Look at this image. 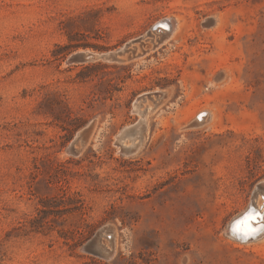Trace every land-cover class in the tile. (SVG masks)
Wrapping results in <instances>:
<instances>
[{"label": "rangeland", "instance_id": "374dc122", "mask_svg": "<svg viewBox=\"0 0 264 264\" xmlns=\"http://www.w3.org/2000/svg\"><path fill=\"white\" fill-rule=\"evenodd\" d=\"M136 40L121 61L66 62ZM259 184L264 0H0V264H264V237L226 234ZM104 226L111 260L82 249Z\"/></svg>", "mask_w": 264, "mask_h": 264}, {"label": "water", "instance_id": "95a60500", "mask_svg": "<svg viewBox=\"0 0 264 264\" xmlns=\"http://www.w3.org/2000/svg\"><path fill=\"white\" fill-rule=\"evenodd\" d=\"M160 25L155 26L154 31L159 29ZM167 31V29H166ZM138 41H131L121 47L117 52H105V53H94L90 51H77L71 54L66 62L68 64H83L94 62L97 60L102 61H121L122 58L126 55V53L130 50H135V44ZM136 56V55H135ZM164 94L162 92H147L142 95H139L135 101L156 98V101L162 98ZM146 110V109H145ZM135 125V124H134ZM132 125L128 127L122 128L115 137L114 144L120 146V154L122 155H130L133 154L132 151H129V148L122 146V140L127 132L136 131L137 132V141L142 140V132L144 131L143 122H139L137 125ZM93 125L89 124L84 128L80 129L74 135L71 140L69 146L66 148V152L71 155H78L81 149L88 142V139L92 133ZM261 188V184L256 186V190ZM256 214V213H255ZM106 238V241L102 242L101 238ZM84 251L89 252L93 255L98 256L104 260H111L115 254V245L114 239L111 234V228L109 226H104L100 230H98L91 239H89L82 248Z\"/></svg>", "mask_w": 264, "mask_h": 264}, {"label": "bare ground", "instance_id": "6f19581e", "mask_svg": "<svg viewBox=\"0 0 264 264\" xmlns=\"http://www.w3.org/2000/svg\"><path fill=\"white\" fill-rule=\"evenodd\" d=\"M158 25H160V28L155 30L154 31L155 33L153 32L154 35H156L157 39L155 40V38H153L151 35L152 42H153V48L157 47L162 42L166 41L170 37V35L172 34V31L174 28L173 22L169 19H167V20L164 19L163 21H160L158 23ZM166 29H167V31H166ZM157 34L159 37L157 36ZM136 56H138V55H136ZM146 100H149L152 102L154 100L156 101V98H154V100H153V98H151V99L146 98L144 100H138L135 102L134 106L137 107L141 102H145ZM134 109H138V108H134ZM203 116H205V115H203L201 113L198 114L199 118L196 119V121H198V120H199V122L203 121ZM139 122H141V121L138 120L135 123V125H137ZM133 133H137V132L136 131L127 132L123 139L131 137L133 135ZM133 152L134 151H132V153ZM263 186L261 187V189L264 190ZM262 212H263L262 214L259 213L258 206L257 205L254 206V204L251 203L245 212H243L241 215H239L238 217H236L232 221L230 227L228 229H226L227 230L226 234L229 236V238L237 239L241 242H249L251 240L261 239L262 237H264V211H262Z\"/></svg>", "mask_w": 264, "mask_h": 264}, {"label": "flooded vegetation", "instance_id": "af4514ba", "mask_svg": "<svg viewBox=\"0 0 264 264\" xmlns=\"http://www.w3.org/2000/svg\"><path fill=\"white\" fill-rule=\"evenodd\" d=\"M135 102L136 101H134V103H133V107L134 108H138V107H140L144 102H141L137 107H135L134 106V104H135ZM145 108H148V105H145ZM136 112H138V113H141L140 112V110L139 109H134ZM139 121H141V119H139ZM133 136V137H132ZM131 137H128V138H126V139H123L122 140V146H124V147H127V148H129V151H135L138 147H139V145H140V143H141V141L139 142V141H137V133H133V135H132ZM119 148V150H120V146L118 147ZM261 192V193H260ZM264 193V190L263 189H261V188H259V190L258 191H256V194L258 195V194H263ZM256 195V196H257ZM255 202H256V200H255ZM255 202H252L253 204L255 203ZM261 207L259 206L258 207V209H259V213H263L262 211H264V199L263 198H261ZM261 208V209H260Z\"/></svg>", "mask_w": 264, "mask_h": 264}, {"label": "trees", "instance_id": "16d2710c", "mask_svg": "<svg viewBox=\"0 0 264 264\" xmlns=\"http://www.w3.org/2000/svg\"><path fill=\"white\" fill-rule=\"evenodd\" d=\"M83 123H84L83 121H81L80 123H77L76 126H75V130H76L77 128L81 127V126L83 125Z\"/></svg>", "mask_w": 264, "mask_h": 264}]
</instances>
